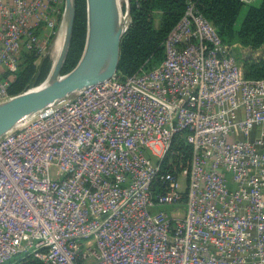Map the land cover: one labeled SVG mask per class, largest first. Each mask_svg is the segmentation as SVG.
I'll list each match as a JSON object with an SVG mask.
<instances>
[{"label": "built area", "instance_id": "obj_1", "mask_svg": "<svg viewBox=\"0 0 264 264\" xmlns=\"http://www.w3.org/2000/svg\"><path fill=\"white\" fill-rule=\"evenodd\" d=\"M64 3L0 0V103ZM164 50L0 135V264H264V77L193 3Z\"/></svg>", "mask_w": 264, "mask_h": 264}, {"label": "trees", "instance_id": "obj_2", "mask_svg": "<svg viewBox=\"0 0 264 264\" xmlns=\"http://www.w3.org/2000/svg\"><path fill=\"white\" fill-rule=\"evenodd\" d=\"M189 3H193L215 25L230 51L242 61L246 76L264 77V0H129L130 21L122 35L116 72L130 74L140 66L152 67L160 63L165 55L164 39ZM156 12L159 17L157 25L154 23ZM86 29V0H75L74 25L64 71L70 70L80 58ZM34 56L26 54V64L10 78L9 91L12 94L24 91L27 80L35 72ZM46 67L45 59L42 71ZM175 139L179 169L180 162L189 157L190 147L182 135ZM22 264L43 263L30 258Z\"/></svg>", "mask_w": 264, "mask_h": 264}, {"label": "water", "instance_id": "obj_3", "mask_svg": "<svg viewBox=\"0 0 264 264\" xmlns=\"http://www.w3.org/2000/svg\"><path fill=\"white\" fill-rule=\"evenodd\" d=\"M127 2V12L130 13L129 0ZM66 11L69 13L67 45L51 66L49 74L52 80L32 91L27 88L0 103V135L48 104L116 73L121 39L126 30L125 26L119 25L116 1L86 0L87 29L83 51L77 63L69 71L61 73L73 31L75 0H66L64 16Z\"/></svg>", "mask_w": 264, "mask_h": 264}, {"label": "rangeland", "instance_id": "obj_4", "mask_svg": "<svg viewBox=\"0 0 264 264\" xmlns=\"http://www.w3.org/2000/svg\"><path fill=\"white\" fill-rule=\"evenodd\" d=\"M64 1H65V3L63 4V6L61 8L62 13L57 15V21L58 22L55 25V28H54L55 31H53V29H49L46 27H42L41 29H39L37 31V35H38L37 37L39 40V44H35L31 48L25 49L22 51L18 66L16 67L14 72L10 75V77H14L15 74L17 73V71L19 69H21V67L24 64H26V62H25V55L26 54H34L35 55L34 56V63L36 65V69H35V72L32 74V76H30V78L27 80V84L25 86V89L30 88L33 85L39 84L41 81L46 79L47 76H49L51 66L54 62L53 44H54V41L58 35L57 33L59 32V30H60V28L64 22V17H65L64 12H65L66 0H64ZM127 3H128L127 0H122V6H121L119 14H118L119 25L125 26L126 29L128 27L129 21H130V14L127 12V5H128ZM158 21H159V17H158L157 12H156L155 19H154L155 25L158 24ZM45 59L47 61V67H46L45 71H42V65H43V61ZM65 72H67V71H64L62 68L61 73H65ZM20 92H22V91H20ZM20 92H17V93H20ZM17 93H15V94H17ZM62 100L64 101V99H62ZM180 181L182 183L181 186L183 187V177H181ZM161 207H166V206H161Z\"/></svg>", "mask_w": 264, "mask_h": 264}, {"label": "bare ground", "instance_id": "obj_5", "mask_svg": "<svg viewBox=\"0 0 264 264\" xmlns=\"http://www.w3.org/2000/svg\"><path fill=\"white\" fill-rule=\"evenodd\" d=\"M116 1V5H117V9L118 12L120 11V8L122 6V0H115ZM68 16L69 13L66 11V15L64 17V22L59 30V32L57 33V37L54 41L53 44V58L54 61H56L59 56L61 55V53L63 52V50L65 49L66 45H67V25H68ZM52 80L51 74H49V76H47L46 79H44L43 81H41L39 84L37 85H33L30 88H28L30 91L38 89L44 85H46L47 83H49Z\"/></svg>", "mask_w": 264, "mask_h": 264}]
</instances>
